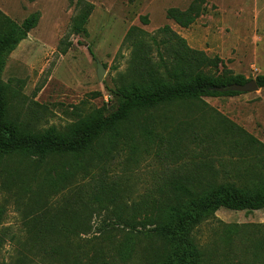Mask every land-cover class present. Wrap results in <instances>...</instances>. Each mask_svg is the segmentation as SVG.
<instances>
[{
  "label": "rangeland",
  "instance_id": "rangeland-1",
  "mask_svg": "<svg viewBox=\"0 0 264 264\" xmlns=\"http://www.w3.org/2000/svg\"><path fill=\"white\" fill-rule=\"evenodd\" d=\"M192 1L0 0V10L18 24L40 13L38 25L6 57L1 79L9 95V118L38 131L51 126L63 129L94 108H104L106 114L115 112L119 101L114 90L127 77L133 56L132 45L126 41L132 27L155 33L170 25L190 47L221 61L219 68L208 66L206 71L221 73L226 69L248 80L264 76V0H205L201 16L188 28L167 18L168 9L185 10ZM87 5L93 6V12L84 31L76 33L73 20ZM99 63L105 68L101 80ZM155 114L171 132L190 124L221 138L223 133L216 134L233 124L264 144V87L176 102ZM142 121L143 116L136 117L129 145L122 144L111 160V171L128 183L125 199L131 203L154 194L171 176V169L183 162L191 167L192 161H210L221 178L236 181V177L223 175L221 164L225 162L232 175L247 177L240 178L246 186L264 174L258 152L240 155L197 149L173 155L168 153L167 140L148 145L139 130ZM18 160H9L7 169L25 172L29 163ZM50 164L62 167L64 160L54 158ZM5 175L0 172V264H86V254L91 251L85 252V240L98 241L96 238L109 235L119 238L125 233L110 209L86 208L68 201L67 191L54 195L47 187L6 185ZM78 222L86 224L75 227ZM52 224L74 242L66 250L65 260L63 254L61 257L30 240ZM194 240L205 264H264V208H221L196 228Z\"/></svg>",
  "mask_w": 264,
  "mask_h": 264
},
{
  "label": "trees",
  "instance_id": "trees-1",
  "mask_svg": "<svg viewBox=\"0 0 264 264\" xmlns=\"http://www.w3.org/2000/svg\"><path fill=\"white\" fill-rule=\"evenodd\" d=\"M205 5V0H193L185 10L168 9L167 18L188 28L201 16ZM92 12L93 6L87 5L73 20L74 32L84 31ZM39 20L40 13L36 12L18 24L0 10V172L7 174L3 183L22 188L47 187L54 195L67 191L68 201L86 208L110 209L125 233L119 238L109 235L96 238L98 241L85 240L83 246L88 249L85 252L91 251L86 254V264H205L194 231L221 208L249 211L264 208V174L246 186L242 179L247 177L242 173L232 175L225 162L221 164L223 175L236 177V181L221 178L210 161H192L191 167L183 162L171 169V176L155 188L154 194L131 203L125 199L128 183L111 171V160L122 144L129 145L131 124L137 116H143L139 125L141 135L148 145L167 140L169 154L197 149L240 155L243 151L258 152L264 164V144L242 128L231 124V128L216 134L223 133L221 138L190 124L179 125L171 132L155 114L176 102L236 94L227 88L250 80L226 69L221 73L206 71L208 66L219 68L221 61L190 47L170 25L155 33L132 27L126 36L133 48L128 75L114 90L119 101L117 110L106 114L104 108H94L63 129L51 126L31 130L9 118V95L1 76L6 57L27 38ZM256 81L259 87H264V76H258ZM54 158L64 160L62 167L50 164ZM11 159L26 161L29 166L25 172L17 168L8 170L6 164ZM85 224L78 222L75 227ZM45 230L33 234L30 240L59 252L60 256L63 254L65 260L66 250L74 242L60 235L53 224Z\"/></svg>",
  "mask_w": 264,
  "mask_h": 264
},
{
  "label": "water",
  "instance_id": "water-1",
  "mask_svg": "<svg viewBox=\"0 0 264 264\" xmlns=\"http://www.w3.org/2000/svg\"><path fill=\"white\" fill-rule=\"evenodd\" d=\"M104 74H105V68L101 63H99L98 64V77L100 80L103 78ZM227 89H229L231 91H236V92H250V91L258 90L259 85H258L256 79H252L245 84H232Z\"/></svg>",
  "mask_w": 264,
  "mask_h": 264
}]
</instances>
